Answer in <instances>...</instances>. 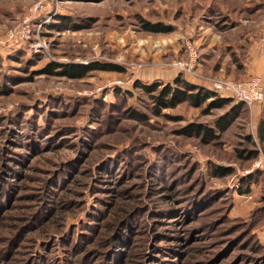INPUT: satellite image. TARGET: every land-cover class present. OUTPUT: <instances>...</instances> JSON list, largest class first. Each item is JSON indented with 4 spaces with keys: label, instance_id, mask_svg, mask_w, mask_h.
Segmentation results:
<instances>
[{
    "label": "rangeland",
    "instance_id": "1",
    "mask_svg": "<svg viewBox=\"0 0 264 264\" xmlns=\"http://www.w3.org/2000/svg\"><path fill=\"white\" fill-rule=\"evenodd\" d=\"M261 8L264 0H0V264H112L118 214V228H132L128 264L164 254L174 264H264L263 156H239L257 147L250 111L232 97L207 113L208 102L186 100L156 114L134 86L172 82L188 42L201 61L216 35ZM27 17L30 37H10ZM50 62L123 70L71 78L43 72ZM223 116L216 138L178 132ZM5 155L21 173L3 172Z\"/></svg>",
    "mask_w": 264,
    "mask_h": 264
},
{
    "label": "trees",
    "instance_id": "2",
    "mask_svg": "<svg viewBox=\"0 0 264 264\" xmlns=\"http://www.w3.org/2000/svg\"><path fill=\"white\" fill-rule=\"evenodd\" d=\"M146 27L148 30H162L161 28H158L156 25H148ZM94 70L121 71L123 70V68L117 64H109L103 62H88V63L50 62L47 65V67L43 69V72L57 74V75H65L71 78H82ZM134 86L141 87L147 94L150 95L153 101L152 111L156 114L161 113V110L163 108L174 107L180 102L186 100L198 106H201L203 103L208 102L205 108L206 113L210 112L213 108L225 107L229 105L231 101H233L232 97L220 96L206 85H200L190 82L187 79L186 75H184L182 72H178V74L173 78L172 82H167V83L153 82L151 84H146V83H142L140 80H135ZM240 102L246 106L244 102L242 101ZM232 110H235V107H233ZM225 117L226 116H223L216 123V127L208 126L203 123H190L184 126L183 128H181L180 130H178V132L182 135H188V136L195 135L198 137L201 136L208 138H216L219 135L216 133V130H220V131L225 130V127L228 123L226 119L227 117L226 118ZM248 139L252 141L251 136H248ZM258 155H259V149L257 147L255 149H249L247 154L245 155L241 153V151L239 153V156L244 159H254L257 158ZM5 156L8 159V161L6 162L4 161V165H5L4 168H6V170H3V172L7 173V175H9L8 170H10V172L14 170L16 173L18 172L21 173V170L20 171L17 170V167L15 166V162H17L18 159L10 158L13 156H7V155ZM9 160H11L12 162ZM229 171L230 170H226V172ZM102 181H104V179ZM109 181L110 180H108V182ZM151 185L154 186L156 185L155 187H157L158 185V188L161 187V185H159V183L156 182L152 183ZM3 187L5 188L4 185ZM248 191L249 188H246L244 192H248ZM4 195L0 196V202L3 200ZM159 196L166 197L167 195L160 194ZM1 206L2 204H0V210H1ZM124 218H125L124 214H118L117 217L115 218V221L117 222V228L115 229V232L113 234L114 237H116V235H119V237L117 240L112 241L114 249L112 250L113 251L112 255L108 256L112 264H128L129 262L128 258H130V256L132 255L133 250L130 249L128 245V243L132 239L131 237L132 228L127 227V229L123 231H121L120 228H118L119 222H121ZM133 231L138 232V230H133ZM164 256L165 254L160 256L155 255L153 261L155 262V264H174L175 260L173 257L169 255L171 258H166ZM69 262L70 260L66 261L63 264H69ZM87 262H88V258L87 260H85V263ZM154 262H152L151 264H153ZM43 263L45 264V262Z\"/></svg>",
    "mask_w": 264,
    "mask_h": 264
},
{
    "label": "crops",
    "instance_id": "3",
    "mask_svg": "<svg viewBox=\"0 0 264 264\" xmlns=\"http://www.w3.org/2000/svg\"><path fill=\"white\" fill-rule=\"evenodd\" d=\"M258 11V18L251 19L248 23H237L235 33L228 34L229 37L225 38L221 34L215 36L214 40L219 39V45L212 47L211 42L209 43L207 49H212L205 50L199 62L202 70L213 76L234 77L239 80L258 77L264 82V52L260 51L258 45L259 39L264 36V10L261 8ZM232 44L235 45L234 52L228 50ZM177 73L178 71L174 72L173 78ZM186 77L192 83L208 87L206 82L198 78ZM247 107L251 122H254V140L260 154L264 156V101Z\"/></svg>",
    "mask_w": 264,
    "mask_h": 264
},
{
    "label": "built area",
    "instance_id": "4",
    "mask_svg": "<svg viewBox=\"0 0 264 264\" xmlns=\"http://www.w3.org/2000/svg\"><path fill=\"white\" fill-rule=\"evenodd\" d=\"M44 3L37 2L31 8V12L41 10ZM31 32L30 17L24 20L22 28L10 30L9 36L17 39L29 38ZM259 49L264 52V36L259 39ZM200 53L190 42L187 43V56L174 60L171 65L183 74L191 75L207 83L208 87L220 96L235 97L251 107L255 102L264 101V82L258 77L235 80L228 77L207 75L199 71ZM264 156L258 160V166H262Z\"/></svg>",
    "mask_w": 264,
    "mask_h": 264
}]
</instances>
